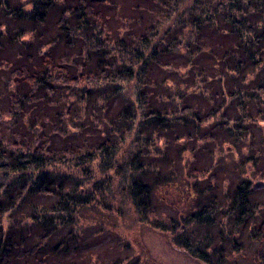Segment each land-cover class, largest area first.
<instances>
[{
    "label": "trees",
    "instance_id": "16d2710c",
    "mask_svg": "<svg viewBox=\"0 0 264 264\" xmlns=\"http://www.w3.org/2000/svg\"><path fill=\"white\" fill-rule=\"evenodd\" d=\"M129 5L126 9L121 0H0V264H31L33 254L36 264L53 263L64 241L77 239L76 211L98 206L110 183L104 175L110 178L111 171L124 174L125 199L133 212L210 264H221L218 230L213 236L203 231V241L196 231L228 223L236 206L251 204L240 185L219 202L217 175L193 167L201 175L192 191L202 200L211 196L210 206L190 216L159 211L161 191L185 169L178 166L183 150L155 154L148 134L120 153L134 127L137 105L151 127L146 133L183 123L175 115L191 111L192 125L219 116L217 128L227 141L241 149L247 144L257 154L246 155L248 160L263 152L264 0H134ZM210 30L231 36L233 47L218 52L220 43L213 45L205 35ZM176 54L193 67L198 54L210 59L199 65L198 77L203 76V95L211 108L177 110L171 94L150 87L152 65H169L163 57ZM134 80L140 86L136 99L131 87L120 90L123 82ZM209 138L223 144L215 134ZM117 155L124 160L128 155L124 165H118ZM99 159L105 185L89 181L81 188L85 182L60 171L62 165L92 171L88 167ZM205 176L212 181L203 183ZM16 210L21 220L6 229L2 217ZM23 223H30L28 233ZM68 226L65 238L52 239ZM220 230L222 238L232 233L229 227ZM49 241L54 244L45 251ZM71 250L67 245L63 252Z\"/></svg>",
    "mask_w": 264,
    "mask_h": 264
},
{
    "label": "rangeland",
    "instance_id": "374dc122",
    "mask_svg": "<svg viewBox=\"0 0 264 264\" xmlns=\"http://www.w3.org/2000/svg\"><path fill=\"white\" fill-rule=\"evenodd\" d=\"M121 1L126 6V9H130L129 4L134 0ZM210 31L205 35L213 45L219 46L220 43L221 46L217 48L218 52H225L227 49L233 47L234 41L231 36L226 37L221 34H215L213 30ZM193 51H196L195 48ZM197 56L194 67L190 63L186 65L188 59H182L179 54H176L174 56L163 57L164 63L169 62V65L155 64L152 65L149 71V81L152 90L161 91L166 97L171 94L174 102L172 106L176 107L177 110L183 109L184 107L186 111V106L190 105H196L200 111L202 109L206 110V106H209L207 108H211L212 104L206 105L205 96L203 95V76L201 78L198 77L199 70L201 69L199 65H202V63L208 65L210 59L202 57L201 54ZM163 79L168 81L164 82ZM137 80L139 81L138 78ZM138 81L134 80L131 83L123 82L120 90L128 92L131 87V94L136 99L138 97V88H140ZM182 95L184 97L180 98ZM157 105L168 106L169 103L158 102ZM135 111L137 118L130 136L126 138V144L121 150V155L126 151V148L129 151L132 150L134 147L131 146L135 145V141L139 138H141L140 140H144L143 137H147L148 134L150 135L149 139H154V141H151L153 144L149 146L155 154H161L163 150L166 153L168 150L170 153H173L179 148L183 150V160L178 166L180 169H185L181 173L179 172V176L180 174L182 176L178 177L171 187L161 191L160 197H158L161 200L160 203H162L158 208L159 211L166 210L171 213L178 210L177 212L184 213L183 215L185 216H190L198 208L204 207V205L207 207L210 206V198H212L210 195L209 198L205 196L202 200L198 193L192 191L194 187L191 186L194 182H199L197 177L201 175L199 172H192L193 167L200 170L204 168L209 173L212 172L213 175H217V185L220 186V191L219 193L215 192V195L219 197V202H226V193L234 191L238 186L237 184L242 179L247 178L246 163L242 162H245L246 155L250 156L253 153L250 152V147L247 144L241 149L240 146L236 147L233 143L227 141V138L224 136V130L221 132L217 128L219 122L216 119H219V116L210 119V122L204 120L201 123L198 121L199 124L195 123L192 125L189 117L191 116L192 118L193 113L190 111L188 112V116H182L181 114L175 115L176 120L183 119L185 122L174 123L167 130L163 128L153 129L154 132L150 134L146 133L147 129L151 128L149 124L145 123L144 117L146 113L144 112V115L142 108L138 107V105ZM206 114L207 112L203 114V117H206ZM104 117V114L100 117L102 125L105 122ZM259 123L263 130V133H261L262 136L259 135V137L264 141V121ZM141 129L145 132L141 133ZM188 133L192 134L191 137L187 135ZM209 133L217 135L223 144L211 140ZM180 134L184 137L177 140L176 138ZM167 140L169 141V145H171L170 149L167 148ZM262 149L263 152L258 156L261 157L260 165L264 167V146ZM211 150L214 155H212ZM121 155H117L118 158H121ZM127 157L128 155L125 157V160H127ZM125 160L121 158L118 165H124ZM99 163H102L101 159L95 160L88 167L92 171H82L80 168L70 167V165H62L60 171L71 173L85 182L82 185L80 184L81 188L90 186L89 181H91V185L93 184L92 182L94 184L96 182V184L102 183L105 185L103 180H101L103 171ZM110 176L108 178L104 175L107 178L106 181L110 183L105 185L106 189L103 190L105 192L104 196H99L97 201L99 203L97 204L98 206H86L76 211L78 220L73 225V233L77 239L73 243L64 241L63 245L60 246L61 251L58 253L59 255H55V258L52 260L53 263L51 264H210L198 257L196 258L186 248L177 243H173L170 232L155 229L148 220L144 221L143 218H140L138 214L133 212L134 208L125 199L124 174L116 170V172L111 171ZM209 181H212L211 177L205 176L203 183ZM256 183L258 184L259 181H256ZM260 185H258V189L264 186L263 184ZM94 188L95 186L93 185L92 189ZM252 199L255 203L260 202L264 204V189H260L257 193H254ZM19 213L20 211L16 210L2 217L3 225L6 229H10L13 225L18 224V221L21 220V217L18 215ZM58 215L63 216L61 214ZM224 222H227V220H224ZM29 225L30 223L22 224L23 230L27 233L29 231ZM217 227H211L209 230H206L208 228L205 229L202 226L200 232L198 230L196 231L195 236L203 241L207 235L203 231L210 232L213 236V233H217ZM68 229L70 230L71 227L68 226L67 228L58 230L52 239L54 241H61V238H65ZM35 234L37 237L39 236L38 232ZM71 238L74 237L69 236V239ZM219 239L220 237H218V241ZM54 241H49L46 244L45 251L51 249L50 247L53 246ZM67 245H70L72 249L70 253L63 252ZM219 246L221 248L224 245H221L219 241ZM75 247H78L77 250H75ZM254 248L255 246L251 244L250 250L255 251ZM249 254L251 255L252 252ZM34 256L33 254L31 264L37 263ZM46 264L50 263L47 261ZM226 264H234V262L230 260ZM240 264H252V262L241 259Z\"/></svg>",
    "mask_w": 264,
    "mask_h": 264
},
{
    "label": "flooded vegetation",
    "instance_id": "af4514ba",
    "mask_svg": "<svg viewBox=\"0 0 264 264\" xmlns=\"http://www.w3.org/2000/svg\"><path fill=\"white\" fill-rule=\"evenodd\" d=\"M260 159L259 156L249 160L245 159L247 178L237 184L243 187L242 192L247 196L246 202L251 204L244 207L236 206L235 210L238 209V211L233 212L230 221L217 227L219 241L221 245H224L219 249L222 252L220 255L221 264H226L230 260L234 264H240L241 259L250 261L252 264H264V204L260 202L252 204L254 201L252 195L258 190L264 189V186L257 188L258 185L261 186L260 184L264 185V167L260 165ZM248 168L249 170H247ZM256 181L259 183L257 184ZM239 212H242L243 216L239 215ZM240 218L242 220H239ZM221 226L232 229L230 237L222 238L224 234L220 230ZM251 244L255 246V251L250 250ZM248 252H252V254L250 255Z\"/></svg>",
    "mask_w": 264,
    "mask_h": 264
}]
</instances>
